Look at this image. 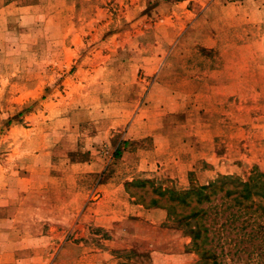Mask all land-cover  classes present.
Wrapping results in <instances>:
<instances>
[{"label": "rangeland", "instance_id": "1", "mask_svg": "<svg viewBox=\"0 0 264 264\" xmlns=\"http://www.w3.org/2000/svg\"><path fill=\"white\" fill-rule=\"evenodd\" d=\"M253 169L264 0H0V264H203L173 192Z\"/></svg>", "mask_w": 264, "mask_h": 264}, {"label": "trees", "instance_id": "2", "mask_svg": "<svg viewBox=\"0 0 264 264\" xmlns=\"http://www.w3.org/2000/svg\"><path fill=\"white\" fill-rule=\"evenodd\" d=\"M173 194L186 207L196 199L178 222L203 264H227L228 257L233 264H264V173L253 169L246 180L221 176Z\"/></svg>", "mask_w": 264, "mask_h": 264}, {"label": "crops", "instance_id": "3", "mask_svg": "<svg viewBox=\"0 0 264 264\" xmlns=\"http://www.w3.org/2000/svg\"><path fill=\"white\" fill-rule=\"evenodd\" d=\"M142 215H144L145 220H148L151 223H155V217L158 218L156 223H162L166 219V213L162 210H146L142 213ZM137 216H141V213H139Z\"/></svg>", "mask_w": 264, "mask_h": 264}]
</instances>
